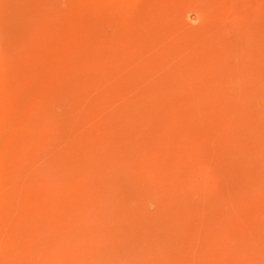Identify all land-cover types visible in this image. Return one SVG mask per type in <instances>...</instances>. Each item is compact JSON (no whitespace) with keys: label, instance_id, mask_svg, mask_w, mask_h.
<instances>
[{"label":"rangeland","instance_id":"1","mask_svg":"<svg viewBox=\"0 0 264 264\" xmlns=\"http://www.w3.org/2000/svg\"><path fill=\"white\" fill-rule=\"evenodd\" d=\"M0 264H264V0H0Z\"/></svg>","mask_w":264,"mask_h":264}]
</instances>
